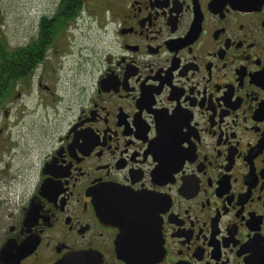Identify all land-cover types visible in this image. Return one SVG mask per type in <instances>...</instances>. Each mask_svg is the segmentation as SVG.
I'll return each instance as SVG.
<instances>
[{"label":"flooded vegetation","instance_id":"flooded-vegetation-1","mask_svg":"<svg viewBox=\"0 0 264 264\" xmlns=\"http://www.w3.org/2000/svg\"><path fill=\"white\" fill-rule=\"evenodd\" d=\"M49 12L0 59V184L30 157L33 85L48 116L0 264H264V0ZM90 20L110 37L97 55L75 40Z\"/></svg>","mask_w":264,"mask_h":264},{"label":"rangeland","instance_id":"rangeland-1","mask_svg":"<svg viewBox=\"0 0 264 264\" xmlns=\"http://www.w3.org/2000/svg\"><path fill=\"white\" fill-rule=\"evenodd\" d=\"M3 21L0 24V29L3 32L2 37L5 38L7 44L11 49L22 48L27 41L37 39L39 20L40 18L56 7L59 0H0ZM49 10V11H48ZM104 26L96 21L90 20L89 24H80L79 29L75 31V40L78 44L79 50L86 47L85 53L99 54L104 51L106 44L110 39L109 34L104 33ZM3 38V39H4ZM69 83L65 81V89ZM63 89V92H65ZM32 106L34 112L31 117H25V120L31 118V121L37 123V129L34 137H24L25 140L20 141L22 150L30 146V157L24 160L22 157L16 158L12 169H6L4 180L9 181V184H0V240L11 225V221L16 218L24 203L25 198L35 188V176L38 171V150L40 149L39 139L43 138L47 130V123L45 118L48 117L47 113L43 111L42 106H37V101L40 102L38 96L37 86L33 85L32 88ZM42 93V90H39ZM23 97V96H22ZM64 98V97H63ZM24 99L19 100L17 103L23 105ZM65 101L67 98H64ZM61 111V109H57ZM24 123V122H23ZM23 139V138H22ZM31 159V166L29 160ZM13 179V175H17ZM13 215L11 221L9 220ZM13 223V221H12Z\"/></svg>","mask_w":264,"mask_h":264},{"label":"trees","instance_id":"trees-1","mask_svg":"<svg viewBox=\"0 0 264 264\" xmlns=\"http://www.w3.org/2000/svg\"><path fill=\"white\" fill-rule=\"evenodd\" d=\"M76 1L79 0H64V2L66 3H75ZM0 6H1V1H0ZM2 10L0 8V24L3 21V15H2ZM3 32L0 29V59L2 62H6L9 60V58H11L12 54H10L11 52V48L9 47V44L6 43L5 38L2 37ZM4 38V39H3ZM41 41V40H39ZM24 47L22 48H16L15 50L17 51V55L18 56H22L23 52H24Z\"/></svg>","mask_w":264,"mask_h":264},{"label":"water","instance_id":"water-1","mask_svg":"<svg viewBox=\"0 0 264 264\" xmlns=\"http://www.w3.org/2000/svg\"><path fill=\"white\" fill-rule=\"evenodd\" d=\"M25 245V244H23ZM22 245V246H23ZM34 248V247H33ZM33 248L30 249V246H25V247H22L20 249V252L19 253H23L25 251V253H23L21 256L18 257L19 260H21L26 254H29V252H31V250H33ZM27 251V252H26ZM71 258H74V256H71ZM70 264L71 262L68 260H65L64 262H60V263H57V264Z\"/></svg>","mask_w":264,"mask_h":264}]
</instances>
